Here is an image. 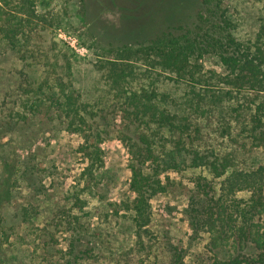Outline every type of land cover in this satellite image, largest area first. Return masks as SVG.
Here are the masks:
<instances>
[{"label":"rangeland","instance_id":"obj_1","mask_svg":"<svg viewBox=\"0 0 264 264\" xmlns=\"http://www.w3.org/2000/svg\"><path fill=\"white\" fill-rule=\"evenodd\" d=\"M222 1L233 22L235 36L254 41L264 25V0ZM87 2L88 17L82 19L79 0H41L36 7L40 21L32 25L34 34L27 49L4 54L0 47V110L5 112L8 122L13 124L11 118L15 113L22 116L29 111L25 101L30 95L24 94L28 89L27 74L53 78V72H57L69 79L66 83L77 89L83 102L95 104L97 110L107 114L109 132L104 146V167L92 187H86L79 178L87 165L86 159L77 153L81 136L51 133L58 128L43 108L16 126L23 131L21 141L26 135L25 140L30 142L27 146L18 141L17 135L3 139L0 160L15 159V152L21 160L30 148L42 165L28 176L36 183L34 189H23L21 183L5 190L0 169V264H65L75 256L76 264H168L172 247L182 249L183 260L178 264H212L208 233H200L187 243L189 226L184 213L187 198L194 190L193 179L198 176L209 179L206 170L187 169L162 176L160 181L166 191L151 199L149 225L140 232V238L134 235L132 214L123 210L133 197L129 190L127 149L120 142L119 119L110 107L112 102L102 76L100 66L105 59L99 57L97 53L102 52L94 45L95 38L114 46L136 44L164 29L189 25L198 0ZM59 34L74 38L85 49L84 55L76 53ZM56 59L60 65L66 61L69 72L61 73ZM205 66L220 73L214 60H208ZM15 74H21L18 88L24 95L21 101L18 90L16 93ZM207 76L210 75L206 74L205 80L213 83ZM164 90L174 96L183 93L182 86L168 85ZM5 96L8 98L2 100ZM232 107L227 102L205 104L190 118L186 140L193 141L201 150H213L220 159L230 157L239 168L255 169L264 162V149L254 147L243 132L246 113L237 115ZM45 165L50 168L41 172ZM212 185L216 190L218 181L214 180ZM24 208L31 220L22 221L19 217ZM75 240L81 242L74 245ZM216 253L224 257L228 250Z\"/></svg>","mask_w":264,"mask_h":264},{"label":"trees","instance_id":"obj_2","mask_svg":"<svg viewBox=\"0 0 264 264\" xmlns=\"http://www.w3.org/2000/svg\"><path fill=\"white\" fill-rule=\"evenodd\" d=\"M40 1L0 0V47L4 54L22 53L31 44L32 25L40 21L36 16ZM79 1L81 18L86 19L88 2ZM234 30L222 0H198L189 25L164 29L136 44L114 46L95 38L94 45L102 52L97 53L99 57L105 59L100 66L102 76L112 102L110 107L119 119L120 142L127 149L129 190L133 197L123 210L132 214L134 235L140 238V232L149 225L151 199L166 191L160 181L162 176L203 169L209 179H193L194 190L184 210L189 226L187 243L200 233H208L212 264H264V162L255 169L239 168L230 157L220 159L213 150H201L193 141L186 140L193 115L205 104L227 102L233 105L231 110L235 114L246 113L242 130L254 147L264 149V25L254 41L239 40ZM208 60H214L219 74L206 69ZM54 62L60 65L59 59ZM65 63L60 65L61 73L69 72V64ZM53 74V78L27 74L28 89L24 94L30 95L25 101L29 111L22 116L15 113L11 118L13 124L0 110V147L5 145L3 139L12 135L27 146L30 142L25 140L26 135L21 141L23 131L16 126L43 108L58 128L51 133L81 136L77 153L86 159L87 165L79 178L86 187H92L104 167V146L109 133L107 114L97 110V105L83 102L77 89L66 83L69 79L57 72ZM206 74L213 83L205 80ZM20 76L15 74L16 93L18 90L21 101L24 95L18 89ZM168 85L182 86V95L165 91ZM26 151L21 160L16 152L11 162L0 160L5 190L21 183L23 189L35 188L36 183L28 176L34 175L42 162L36 161L35 151ZM49 168L45 165L41 172ZM36 180L41 183L40 178ZM214 180L219 185L216 190ZM28 213V209H22V221L31 220ZM79 242L75 240L74 245ZM224 248L228 254L218 256L216 252ZM169 256L170 264H178L183 260L182 249L170 248ZM75 259L76 256L65 264H76Z\"/></svg>","mask_w":264,"mask_h":264},{"label":"built area","instance_id":"obj_3","mask_svg":"<svg viewBox=\"0 0 264 264\" xmlns=\"http://www.w3.org/2000/svg\"><path fill=\"white\" fill-rule=\"evenodd\" d=\"M59 36H61L59 34ZM61 38L68 44L76 53L84 55L85 49L82 46H79L74 38L66 37L65 35L61 36Z\"/></svg>","mask_w":264,"mask_h":264}]
</instances>
